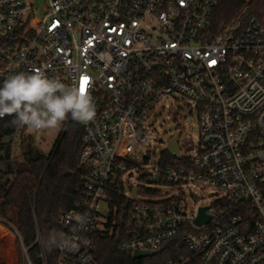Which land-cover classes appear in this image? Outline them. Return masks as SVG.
<instances>
[{
  "label": "built area",
  "instance_id": "obj_1",
  "mask_svg": "<svg viewBox=\"0 0 264 264\" xmlns=\"http://www.w3.org/2000/svg\"><path fill=\"white\" fill-rule=\"evenodd\" d=\"M220 2L45 0L40 11L32 0H0V82L38 69L83 86L96 105L95 119L79 122L85 199L58 217L55 264H99L100 235L119 238L131 256L174 244L185 252L176 264H264V21L245 4L216 29ZM174 96L197 108V154L166 150L169 158L126 184L143 169L131 153ZM14 127L13 148L51 131ZM193 188L217 199L196 208ZM202 208L210 219L197 224Z\"/></svg>",
  "mask_w": 264,
  "mask_h": 264
},
{
  "label": "trees",
  "instance_id": "obj_2",
  "mask_svg": "<svg viewBox=\"0 0 264 264\" xmlns=\"http://www.w3.org/2000/svg\"><path fill=\"white\" fill-rule=\"evenodd\" d=\"M245 4L253 16L264 21V0H221L214 11L215 28L230 22ZM14 129L10 120H0V224L15 235L20 264L27 262L25 249L35 264H43L42 252L48 264H55L63 231L58 217L85 199L83 169L79 165L83 128L77 121L70 122L53 149L48 154L39 151L36 161L32 137L21 140L22 158L14 156L8 139ZM163 155L169 158L166 151ZM10 209L16 210L15 222L9 216ZM0 241L11 264H16L13 236L0 233ZM96 244L99 264H176L185 254L170 244L153 257L135 259L121 251L120 239L111 235L98 236Z\"/></svg>",
  "mask_w": 264,
  "mask_h": 264
},
{
  "label": "clouds",
  "instance_id": "obj_3",
  "mask_svg": "<svg viewBox=\"0 0 264 264\" xmlns=\"http://www.w3.org/2000/svg\"><path fill=\"white\" fill-rule=\"evenodd\" d=\"M12 116V124L29 131L59 130L69 116L87 124L96 116L90 94L77 85L33 69L8 75L0 82V120Z\"/></svg>",
  "mask_w": 264,
  "mask_h": 264
},
{
  "label": "rangeland",
  "instance_id": "obj_4",
  "mask_svg": "<svg viewBox=\"0 0 264 264\" xmlns=\"http://www.w3.org/2000/svg\"><path fill=\"white\" fill-rule=\"evenodd\" d=\"M36 8L40 11L45 5V0H32ZM149 125L151 126L150 134L145 138L144 142L139 144L131 153V158L143 169L133 170L132 174L125 177V183L133 185L138 184L139 177L144 172L149 171L151 165L159 159V157L167 150L168 143L175 136H180L178 144L179 150L188 156L197 154L199 144L200 124L199 114L195 104L184 99L181 96L168 97L157 107ZM59 136V131L51 130L45 141H38L35 137V144L38 151L48 154L54 147ZM13 154L17 159L22 158L20 146L17 144L13 150ZM163 191H169L163 188ZM194 198L190 201L195 207L209 206L217 199V191L211 188L199 189L193 188ZM9 216L15 222L16 210L10 209ZM9 232L13 236V246L15 252L16 264H20L19 255L16 249V237L11 230L0 224V233ZM0 264H11L8 253L0 241Z\"/></svg>",
  "mask_w": 264,
  "mask_h": 264
},
{
  "label": "water",
  "instance_id": "obj_5",
  "mask_svg": "<svg viewBox=\"0 0 264 264\" xmlns=\"http://www.w3.org/2000/svg\"><path fill=\"white\" fill-rule=\"evenodd\" d=\"M179 138H180V136H175L168 143L167 151L170 154H173V153H177L178 152V141H179ZM39 158H40V154H39L38 148L37 147H34V149H33V159L36 161ZM136 194H137V190H135L134 195L136 196ZM204 212H205V208H202L201 211H200V216H199V218L196 221L197 224H203V223L209 221L210 218L209 217H206L204 215ZM159 253H160V251H157V252L136 251L134 253L133 258L139 259V258H145V257H153V256H155V255H157Z\"/></svg>",
  "mask_w": 264,
  "mask_h": 264
},
{
  "label": "snow or ice",
  "instance_id": "obj_6",
  "mask_svg": "<svg viewBox=\"0 0 264 264\" xmlns=\"http://www.w3.org/2000/svg\"><path fill=\"white\" fill-rule=\"evenodd\" d=\"M81 91L84 92V88H83V86L81 87Z\"/></svg>",
  "mask_w": 264,
  "mask_h": 264
}]
</instances>
